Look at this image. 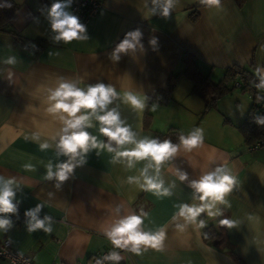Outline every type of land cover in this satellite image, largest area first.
I'll return each mask as SVG.
<instances>
[{
  "label": "crops",
  "instance_id": "1",
  "mask_svg": "<svg viewBox=\"0 0 264 264\" xmlns=\"http://www.w3.org/2000/svg\"><path fill=\"white\" fill-rule=\"evenodd\" d=\"M14 1L18 9L11 28L24 43L0 33V176L5 181L14 179L11 188L16 211L0 213V219L11 222L0 229V241L10 240L34 264H88L97 254L113 248L105 232L143 209L148 217L142 230H164L162 246L159 250L142 248L139 255L126 250L119 253L123 257L119 264H264V147L249 152L251 145L239 128L251 109L252 97L235 83L241 93L225 94L206 108L205 101L192 93V83L181 75L184 54L191 55L199 72L214 83L232 67L253 74L259 69L260 73L264 69V0L240 4L222 0V10L208 8L199 0H172L167 16L163 15L167 0H100L102 8L82 33L87 39L70 44L56 40L59 33L52 28L49 14L56 2L69 13L65 2ZM134 31L140 32L136 47L118 53L119 59L113 60L117 46ZM9 58L15 63H6ZM176 73L179 77L170 100L162 105L147 103L166 89ZM61 78L82 89L98 82L112 85L119 95L107 110L116 108L137 140L154 139L171 128L185 136L203 129L200 147L189 152L179 143L178 153L161 165L164 187L175 185L171 197L157 198L127 182L129 176H140L148 160L135 162L129 169L127 158L114 162L115 153L106 148L90 147L83 153L84 163H78L81 156H76L66 181L58 182L55 175L46 179L47 165L56 173L58 165L69 161L57 147L63 135L62 114L48 112L50 90ZM127 92L143 101V110L124 102ZM88 111L82 109L77 115ZM92 124L85 129L90 136L108 143L94 117ZM45 142L49 147L41 150ZM133 147L126 144L118 150ZM217 167H224L235 178L225 197L227 203H217L213 209L221 214L209 217L207 212L201 213L196 223H186L179 216L173 220L178 213L175 205L200 204L194 199L191 181ZM180 173H186L187 179L181 181ZM148 174L155 175V169L150 168ZM37 204L43 207L36 219L51 217L45 221V228L51 229L48 233L44 229L29 231L35 221L26 213ZM223 215L235 221L232 228L225 226L227 248L205 243L202 229ZM201 220L204 227L199 226ZM0 264L8 263L0 259Z\"/></svg>",
  "mask_w": 264,
  "mask_h": 264
},
{
  "label": "clouds",
  "instance_id": "2",
  "mask_svg": "<svg viewBox=\"0 0 264 264\" xmlns=\"http://www.w3.org/2000/svg\"><path fill=\"white\" fill-rule=\"evenodd\" d=\"M199 3L208 7L222 10V0H199ZM172 6V0H167V6L164 8L163 15L167 16L169 8ZM11 7V5H8ZM65 5L56 2L50 8V17L52 19V28L59 34L56 40H63L65 44H70L74 40L82 41L87 37L82 35L85 31L84 25L79 22L78 17L65 12ZM140 37L139 31L130 32L125 39L117 46L112 55L113 60H118V53L125 52L136 47ZM155 44V40L151 41ZM6 63H15L14 58H9ZM259 74V69H257ZM258 88H264V77H261V83ZM119 94L112 85H105L103 82H98L95 85H89L86 89L76 86V84L65 81L61 78V82L55 88L50 90L48 97L51 102L48 112L52 114H62L60 119L63 122V135L60 136L57 147L60 153L69 156V161L58 165V171L53 173L51 164L47 165L48 172L46 179H51L56 176L58 182H64L72 173L76 156H81L78 163H84L83 153L88 152L89 148H106L108 152L115 153L114 162H119L120 158H127V168L134 167L135 162L148 160L149 163L140 171V176H129L127 182L129 184H137L142 191L151 192L157 198L171 197V188L175 187L172 184L169 187H164V180L160 176L161 165L175 156L183 145L186 151L200 147L204 143V132L202 128H196L189 132L187 136L181 134L179 136L180 145L174 144L170 139H165L160 142L158 139H136V133L130 130V127L121 120L120 114L116 108L107 110L108 105ZM124 102L130 104L134 109L143 110V101L133 94L127 92L123 96ZM90 110L83 114L81 110ZM155 111V107H153ZM103 113L102 115L99 113ZM99 122V132L108 138V143H100L95 136H90L85 129L92 128V118ZM258 124H264V118L257 117ZM115 143V147L113 146ZM126 144L134 145L131 149L118 150ZM49 147L47 142L40 145L41 150ZM78 149L80 150L78 152ZM26 169L30 170L32 165H25ZM155 169V175H149V169ZM141 177L143 182H141ZM179 179L184 181L187 179L186 173H180ZM14 179L4 180L0 176V213H11L16 211V206L12 203L15 193L12 191L11 185ZM235 184V178L230 175L224 167H217L215 171L208 172L200 177L199 180L191 181L190 187L194 189V199H198L200 204H179L178 213L173 216V220L183 217L186 223H196L197 217L201 213L207 212L209 217L220 215L219 209L213 211L217 203L226 204L225 197L232 191ZM57 187L60 186L58 183ZM198 194V195H196ZM43 205L37 204L36 208L29 210L26 215L31 216L34 223L30 224L29 231L35 229H44L46 233L51 229L45 228V221H49L51 217L45 216V220L36 219V213L40 211ZM230 207V205H229ZM148 213L141 209L140 214H132L126 216L105 232V236L113 245V248L125 249L136 255L141 254L143 248L146 251L148 248L159 250L162 242L165 239L166 232L160 230L157 232L143 231L141 225L144 223ZM10 221L0 219V229H6L10 226ZM220 224L228 228H232L235 221L227 218L220 221ZM199 226L204 227V221H199ZM181 230L183 226L177 225ZM123 257L115 250L110 251L102 259H97L96 264H103L104 260L113 262L121 261Z\"/></svg>",
  "mask_w": 264,
  "mask_h": 264
},
{
  "label": "trees",
  "instance_id": "3",
  "mask_svg": "<svg viewBox=\"0 0 264 264\" xmlns=\"http://www.w3.org/2000/svg\"><path fill=\"white\" fill-rule=\"evenodd\" d=\"M237 4L243 0H235ZM11 5V7H8ZM18 5L14 0H0V33L9 34L13 42L24 43L23 38L11 28V20L14 17ZM42 43V41H40ZM181 63L183 66L182 74L192 83V93L205 101L206 108L214 106L215 101L228 93H231L232 87L237 83L242 91L248 92L252 97V106L243 123L240 125V131L245 142L248 145H254L261 138H264V124L256 122L257 117L264 118V88H258L261 83L259 74H253L248 70L232 67L225 70L224 77L221 81L214 83L208 76L202 75L195 63L194 58L189 54H184ZM179 74H173L166 85V89L159 91L153 97L148 99L147 103L165 104L171 98L172 90ZM238 79V81H236ZM149 115V114H146ZM181 133L171 128L166 133L158 134L154 139L160 142L170 139L174 144L180 143L179 136ZM223 215L215 224H210L202 229V240L215 247L227 248L225 240V226L220 221L225 219Z\"/></svg>",
  "mask_w": 264,
  "mask_h": 264
},
{
  "label": "built area",
  "instance_id": "4",
  "mask_svg": "<svg viewBox=\"0 0 264 264\" xmlns=\"http://www.w3.org/2000/svg\"><path fill=\"white\" fill-rule=\"evenodd\" d=\"M68 6L69 14L78 17L79 22L87 26V24L97 15L102 8L100 0H62ZM260 78L264 77V69L259 73ZM260 147H264V138H261L257 143L250 146L248 151L256 150ZM117 251L118 253H126L125 249L112 248L97 254L88 264H96L97 259H102L103 256L107 255L110 251ZM0 259L6 261L8 264H34L25 255L21 254L18 250L13 247L10 240L4 239L0 241ZM103 264H117V262L104 260ZM119 264V262H118Z\"/></svg>",
  "mask_w": 264,
  "mask_h": 264
},
{
  "label": "rangeland",
  "instance_id": "5",
  "mask_svg": "<svg viewBox=\"0 0 264 264\" xmlns=\"http://www.w3.org/2000/svg\"><path fill=\"white\" fill-rule=\"evenodd\" d=\"M234 91H237V92H240V93H241V90H240V89L232 87V89H231V94H232Z\"/></svg>",
  "mask_w": 264,
  "mask_h": 264
}]
</instances>
